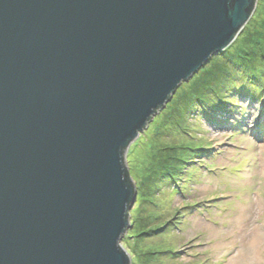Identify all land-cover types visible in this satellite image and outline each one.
Here are the masks:
<instances>
[{"label":"water","instance_id":"obj_1","mask_svg":"<svg viewBox=\"0 0 264 264\" xmlns=\"http://www.w3.org/2000/svg\"><path fill=\"white\" fill-rule=\"evenodd\" d=\"M258 0H0V264H132L127 153Z\"/></svg>","mask_w":264,"mask_h":264},{"label":"rangeland","instance_id":"obj_2","mask_svg":"<svg viewBox=\"0 0 264 264\" xmlns=\"http://www.w3.org/2000/svg\"><path fill=\"white\" fill-rule=\"evenodd\" d=\"M262 5L260 16L256 6L233 42L204 64L206 70L213 61L218 68L230 66L231 56L236 62L253 57L252 44L264 43V28L253 30L264 26ZM243 68L239 77L231 75V84L242 88L223 96L236 108L228 114L220 109L224 124L206 118L196 102L185 111L195 73L129 147L137 196L123 239L132 264H264V91L254 100L247 94L253 85L243 77L255 75L261 90L264 70Z\"/></svg>","mask_w":264,"mask_h":264},{"label":"trees","instance_id":"obj_3","mask_svg":"<svg viewBox=\"0 0 264 264\" xmlns=\"http://www.w3.org/2000/svg\"><path fill=\"white\" fill-rule=\"evenodd\" d=\"M260 4H264V0H260V3L257 4V8L255 11V12H257L256 16H255L256 18L260 16L261 9H263V5L260 6ZM259 6H260V9H259ZM263 13H264V11H263ZM260 20H263V23H264V18L260 19ZM260 20H258V21H260ZM261 28H264V26H256L255 25L253 30L256 29L255 31H258V32L264 31V30L259 31ZM262 39H264V32H263ZM255 41H257L256 37H255V39H253L252 43ZM260 43H261L260 44L261 46L259 45V47L257 46L258 44H252V46H254L253 57H252L254 63H252L253 62L252 58L249 59L250 56L244 55V56H242L244 58H241L240 60H238V62H236L237 60H235L232 56L229 57L228 59H230V61H231L230 63H232V64H230V66L229 65L225 66L224 69L220 68V67L218 68V66H214L213 63H215V61H213V63H210V65H209V66H212V69L208 68L206 70V67H208V66L205 65L203 68L204 70L197 73L195 75L196 77H194V79H195L194 82L196 83V87L191 94V101L185 107V111H186V109L192 108V106L191 107H189V106H190L191 102L193 101L194 103L195 102L197 103L196 108L198 107L197 109L202 111L203 115L206 118L214 119L219 124H224V122L227 121V117L224 116L225 118L221 119V117H222L221 114L224 111L226 114H228L229 111H234L236 108H234L232 106V104H230V106H229L228 100L225 99L223 96L227 93L228 90L230 91L231 88H234V87H235L234 89L242 88L240 83H238L237 86H233L236 84H233V85L231 84V81H232L231 75L235 74V76L239 77L238 73H240L241 69H244L243 67H249V66H251V67L253 66L254 69L255 68H257V69L261 68V71L264 70V43L263 42H260ZM227 56H228V53L226 54V58H227ZM244 70H246V69H244ZM236 74H238V75H236ZM243 74L244 73L242 72V75ZM213 75H215V76H213ZM243 77H244V80L247 82V83H245V85L248 84L249 88L253 85L252 88H256V89L251 88L247 94L250 97H252L254 100L255 99L258 100L259 97H257V94H259L260 91L263 92L264 87H261V90H260V87L259 88L257 87L258 83L255 81V75H243ZM263 83H264V81H263ZM263 83H262V85L264 86ZM184 87H185V85L183 84V86L181 87V90L182 89L184 90ZM243 89H245V87H243ZM174 97L176 99L178 97V94L176 93ZM174 97H173V99H174ZM215 102L217 104L216 106H214ZM220 109H223V110H221L222 111L221 114L219 113ZM192 111H194V109ZM176 112L178 113V109L176 110ZM174 116L176 119L178 118L177 114H175ZM219 116H221V117H219ZM169 157H170V159H172L174 157V155H171ZM166 161H165V163H166ZM164 176H166V175H164Z\"/></svg>","mask_w":264,"mask_h":264},{"label":"bare ground","instance_id":"obj_4","mask_svg":"<svg viewBox=\"0 0 264 264\" xmlns=\"http://www.w3.org/2000/svg\"><path fill=\"white\" fill-rule=\"evenodd\" d=\"M241 212H242V213H241V217H242V216L244 215V213H243V208L241 209Z\"/></svg>","mask_w":264,"mask_h":264}]
</instances>
